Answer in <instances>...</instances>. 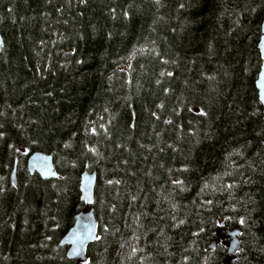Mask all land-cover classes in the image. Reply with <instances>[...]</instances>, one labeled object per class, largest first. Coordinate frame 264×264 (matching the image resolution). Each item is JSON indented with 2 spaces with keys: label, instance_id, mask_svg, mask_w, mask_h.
I'll return each mask as SVG.
<instances>
[{
  "label": "trees",
  "instance_id": "trees-1",
  "mask_svg": "<svg viewBox=\"0 0 264 264\" xmlns=\"http://www.w3.org/2000/svg\"><path fill=\"white\" fill-rule=\"evenodd\" d=\"M263 18L264 0H0V264H78L58 243L86 166L87 264H224L206 248L225 229L231 264H264ZM34 152L58 179L28 174Z\"/></svg>",
  "mask_w": 264,
  "mask_h": 264
},
{
  "label": "water",
  "instance_id": "water-1",
  "mask_svg": "<svg viewBox=\"0 0 264 264\" xmlns=\"http://www.w3.org/2000/svg\"><path fill=\"white\" fill-rule=\"evenodd\" d=\"M3 48V39L0 35V54ZM258 50L261 59L260 70L255 82V87L258 94L259 102L262 106V119L264 123V18L261 23V36L258 42ZM16 165L11 173V185L16 188ZM26 171L29 175H37L43 180H56L58 175L54 171L52 156L34 152L28 155L25 162ZM96 185V172L88 171V166L80 176L79 193L80 202L83 204V209L78 212L74 218L73 225L67 233L61 238L58 243L59 247L66 249V258L74 260L78 264H87L86 258L87 247L98 240L97 222L94 215L93 196ZM222 224L220 223V226ZM240 231L234 230H219L216 237L208 244L206 252H211L215 247L221 244L225 248L226 259L224 264H231L235 259V255L240 249Z\"/></svg>",
  "mask_w": 264,
  "mask_h": 264
}]
</instances>
